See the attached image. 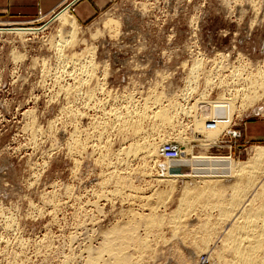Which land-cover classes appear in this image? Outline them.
I'll return each mask as SVG.
<instances>
[{"label":"rangeland","instance_id":"1","mask_svg":"<svg viewBox=\"0 0 264 264\" xmlns=\"http://www.w3.org/2000/svg\"><path fill=\"white\" fill-rule=\"evenodd\" d=\"M77 1L29 19L0 18V27L49 22L37 33H0V264H104L107 252L97 263H90L88 252L96 255L102 234L129 221L130 227L138 225L131 227L137 231L133 241H150L146 249L136 242L126 248L133 264H200L202 255L211 253L216 260L221 254L220 264H230L219 206L237 197L236 191L206 193L195 206L180 200L191 174H218L221 158L246 162L264 146V71L259 72L264 70V0H113L87 22L78 21L77 37L59 52L60 27L53 17ZM107 18L113 21L109 25ZM222 95L228 109L215 115L213 104ZM162 104L173 105L171 127L153 117ZM132 109L155 119L135 117L121 126L118 115ZM232 129L239 135L231 139ZM136 140H147L153 154L142 160L127 153ZM166 144L179 154L166 156ZM263 162L255 164L259 176L246 172L225 185L238 183L250 191ZM164 165L177 169L172 184L157 181ZM189 168L202 171L193 174ZM154 191L153 200L139 197ZM221 200L225 203L215 204ZM262 201L264 196L256 203ZM175 210L171 218L178 224L168 219ZM149 212L165 216L159 233L146 222L139 225V216L148 218ZM201 223L209 228L201 229ZM168 225L178 228L174 232Z\"/></svg>","mask_w":264,"mask_h":264},{"label":"bare ground","instance_id":"2","mask_svg":"<svg viewBox=\"0 0 264 264\" xmlns=\"http://www.w3.org/2000/svg\"><path fill=\"white\" fill-rule=\"evenodd\" d=\"M70 5H67L66 7H64L62 10H60V11H58L55 15H54V17H53V20L54 21H58V24H59V27H60V36H61V39H60V43H58L57 44V49H58V51L59 52H62L63 51V48L65 47V45L71 40V39H74V38H76L77 37V34H78V29H79V27H80V24H79V22H78V20H77V18L70 12ZM112 20L110 19V18H107V20H106V22H105V24H107V25H109L110 23H112L111 22ZM49 25V22H47L46 24H44V25H42V26H25V25H17V26H8V27H0V33H4V32H10V33H16V34H31V33H37V32H39V31H41V30H44L45 28H47V26ZM58 52V53H59ZM73 58H74V56H73ZM75 61V60H74ZM90 65H92V64H90ZM89 66V65H88ZM196 69V68H195ZM264 70H262V69H260L259 70V72L261 73V72H263ZM199 72V71H198ZM264 73V72H263ZM259 75H261V74H259ZM261 76H263V75H261ZM247 78V77H246ZM255 78V77H254ZM264 77H262L261 79H263ZM250 82H252V81H250ZM255 82V81H254ZM256 83V82H255ZM258 83H260V82H258ZM263 83V82H262ZM254 83H251V87H252V90L254 89L253 88V85ZM260 84H258V86H259ZM263 85V84H262ZM261 85V86H262ZM249 86V85H248ZM257 86V85H256ZM260 86V87H261ZM206 87V86H205ZM246 88V87H245ZM250 88V87H249ZM256 88V87H255ZM259 88V87H258ZM257 88V89H258ZM251 89V88H250ZM260 89V88H259ZM242 91V90H241ZM243 91H244V89H243ZM247 93H248V91H247ZM252 93V92H251ZM253 93H256V91H255V89L253 90ZM162 94V93H161ZM244 94H246V93H244ZM250 94V93H249ZM249 94H246V96L248 97V95ZM236 95V94H235ZM243 95V94H242ZM157 96H158V94H157ZM162 96V95H161ZM245 96V98H247ZM250 96H252V95H249V97ZM256 96H257V94H256ZM160 97V96H159ZM159 97H156L155 99L157 100ZM234 97V96H233ZM154 99V100H155ZM166 99V98H165ZM234 99V98H233ZM244 99V98H243ZM254 99V98H253ZM153 100V101H154ZM227 100H228V98L227 97H225L224 95H222L216 102H215V104H213L214 105V110H215V115H217L216 114V112L218 113V112H223V108L225 109V110H227L228 108H227V106H228V104H227V106H225L224 107V102L226 101L227 102ZM230 100H231V98H230ZM152 101V102H153ZM234 100H232V101H230V102H233ZM247 102H249L248 101V99L246 100ZM245 101V102H246ZM145 102H146V100H145ZM154 102H156V101H154ZM159 102L161 103V100H159ZM203 102V101H202ZM225 102V103H226ZM228 103H229V100H228ZM147 104V103H146ZM172 104H173V102H172ZM170 104V105H168L167 104V106H165V105H163L162 104V106H164V107H157L155 110H152V113L155 115V116H153V117H158V119H159V121H161V123L163 124V125H169V127H171L170 125H173V123H174V120H173V115H171V112L172 111H170L171 109H173L172 108V106L173 105H175V104ZM155 105V104H154ZM159 105H161V104H159ZM244 105H245V103H244ZM158 106V105H157ZM176 106V105H175ZM174 106V107H175ZM180 106V105H179ZM231 106H232V104H231ZM149 107V106H148ZM229 107H230V104H229ZM148 109H150V107L148 108ZM152 109V108H151ZM150 109V110H151ZM175 109V108H174ZM193 109V108H192ZM138 110V109H137ZM150 110H149V112H150ZM224 110V111H225ZM230 110V109H229ZM185 111V110H184ZM115 112H117V111H115ZM139 112V111H138ZM138 112H136V109L135 110H131V111H129L128 113H126V115L125 116H121V115H118L117 113H116V116L118 115V118L117 119H119V121H121V126H123L125 123H127L126 121H129L130 119H132V118H135V117H140V116H143V117H146L148 114H147V111H145L144 110V112L142 113V115H140V114H138ZM148 112V113H149ZM226 112V111H225ZM119 113V112H118ZM110 114H112V112L110 113ZM219 114V113H218ZM115 115V114H114ZM223 115V114H222ZM115 116V117H116ZM214 116V115H213ZM152 117V114L150 115V118ZM152 117V118H153ZM148 120H150V118H149V115H148ZM151 118V119H152ZM115 119V118H114ZM145 119V118H144ZM153 119H155V118H153ZM207 119H209V118H207ZM213 119V118H212ZM147 120V119H146ZM138 121H140V118H139V120ZM141 121H142V119H141ZM146 122V121H145ZM156 122V121H155ZM119 123V122H118ZM148 123V122H147ZM157 123V122H156ZM160 123V122H159ZM158 123V124H159ZM160 123V124H161ZM129 124V123H128ZM130 124H132V122L130 123ZM141 124V123H140ZM159 124V125H160ZM156 125V124H155ZM157 126V125H156ZM120 126H118V128H119ZM141 127V126H140ZM143 127V126H142ZM152 127V126H151ZM166 127V126H165ZM126 128V127H125ZM130 128H131V125H130ZM155 128V127H154ZM157 128V127H156ZM162 128V127H161ZM120 129V128H119ZM124 129V128H123ZM134 129V128H133ZM143 129V128H142ZM165 129V128H164ZM121 130V129H120ZM126 130V129H125ZM124 130V131H125ZM131 130V129H130ZM145 130V129H144ZM156 130V129H155ZM158 130V129H157ZM103 131H105V130H103ZM123 131V130H122ZM154 131V130H153ZM127 132V131H126ZM128 132H130V131H128ZM131 132H133V131H131ZM184 132V131H183ZM104 133V132H103ZM103 133H102V135H103ZM106 133V132H105ZM137 133V132H136ZM163 134V133H162ZM182 134V133H181ZM101 135V134H100ZM126 135V134H125ZM135 135V134H134ZM137 135H139L138 133H137ZM170 136V135H169ZM156 137V136H155ZM160 138V137H159ZM136 139V138H135ZM76 140V139H75ZM145 140V139H144ZM105 141V140H104ZM137 141V140H136ZM78 142V141H77ZM133 142V141H132ZM99 143H100V141H99ZM108 143V142H107ZM147 142V140L142 144V143H140V142H134V143H131L130 144V146L128 147V149H127V153H134L133 154V157H135L136 156V158L138 157H142V160H143V158L145 159V158H147L148 156L150 157L152 154H153V150L151 149V145H150V143H148ZM99 145V144H98ZM103 145V144H102ZM105 145V144H104ZM73 146V145H72ZM75 147V146H74ZM100 147V146H99ZM107 147H108V145H107ZM105 148V147H104ZM152 148H154V147H152ZM105 149H107V148H105ZM101 150V149H100ZM103 151V150H102ZM101 152V151H100ZM106 152V151H105ZM119 152V151H118ZM102 153V152H101ZM104 153V152H103ZM120 153V152H119ZM107 154V153H106ZM115 154V153H114ZM118 154V153H117ZM103 154H101V156H102ZM120 155H121V153H120ZM129 155H131V154H129ZM135 155V156H134ZM139 155V156H138ZM105 156V155H104ZM103 156V157H104ZM110 156V155H109ZM108 156V157H109ZM122 156V155H121ZM218 156V155H217ZM226 156V155H225ZM107 157V156H106ZM106 157H104V158H106ZM107 157V158H108ZM120 157V156H119ZM129 157V156H128ZM106 158V159H107ZM116 158V157H115ZM118 158V157H117ZM121 158V157H120ZM152 158V157H151ZM122 159V158H121ZM120 159V160H121ZM125 159H126V157H125ZM130 159V158H129ZM219 159H220V157H219ZM131 160V159H130ZM221 161H223L224 163H223V165H222V169L223 170H221V171H218L221 175H219V173L218 174H212V172L209 174H207V173H205V174H203L202 172V174L203 175H201V176H198V175H190V177L189 178H187V180L185 181V184L183 185V187H182V191H183V193H181V197H182V199L181 198H179V199H181L180 201H181V203H184L185 202V204H186V202L187 201H189V204H190V202H192L193 204V206H195L196 204H197V202H199L198 201V199L199 198H203V196L204 195H206V193L207 194H210V196L211 195H221V194H223V193H225L226 191H228V190H231L232 189V191H236L235 193V195L237 196V197H235V198H233V200H231L228 204H229V206H228V204L226 205H222V206H219L220 208H221V210H222V212H220V213H222V214H220L221 216L223 215V216H225V223H224V227H223V233H221L222 232V229H221V232H220V234L222 235V236H224L225 238H223L222 236H220V237H222L223 239H225V241H226V239L227 240H230L229 242V244H227L226 242V244L228 245V246H230V251H229V253H231V257H232V259L231 258H229L228 259V263H230V264H264V201H262L261 203H256L258 200H259V198H262L263 196H264V170H263V173L261 174V176H260V178H258V180L256 179V177H255V179L257 180H255V179H253V181L255 180V182H253L252 180V182L251 183H253V185H251V189H250V191H247V189H245V188H241L240 187V185L237 183L236 185H233V184H230V185H225L226 183H224V182H229V180L231 179V178H233V177H237V176H243V174H247V173H249L248 175L252 178H254V174L255 173H257V175H258V172H256L257 170V168L258 167H256V163H261L262 161H264V146L263 145H259V146H257L256 148H255V152H254V154H253V156L251 157V159L249 160V161H246V162H242V163H236V162H234V161H231L229 158H227V157H223V158H221L220 159ZM118 161V160H117ZM116 161V162H117ZM122 161V160H121ZM144 162V161H143ZM174 162V161H173ZM120 163H122V162H120ZM119 163V164H120ZM124 163V162H123ZM251 163V164H250ZM264 163V162H263ZM110 164V163H109ZM115 164V163H114ZM170 164V163H169ZM163 165V164H162ZM258 165H260V164H258ZM169 165H164V168L165 169H163V174H162V176L159 178V180L157 179V181H158V183L159 184H162V183H165V184H172V183H174L175 181H174V179L176 178V172H177V169H176V167H174L175 168V170L174 169H171L170 167H168ZM261 166V165H260ZM264 165L262 164V167H263ZM201 167V166H200ZM112 169H113V167H111ZM115 168H116V166H115ZM145 168V167H144ZM180 168V167H179ZM221 168H219V169H221ZM112 169H109V173H110V171H112ZM171 169V170H170ZM191 171H193L192 173L194 174V172L196 171H202V170H200V169H193L192 170V168H189ZM250 169V170H249ZM117 170V169H116ZM254 170H256V171H254ZM114 171H115V169H114ZM189 171V170H188ZM249 171V172H248ZM118 172V171H117ZM117 172H114L115 174H116V177L118 176V173ZM209 172V171H208ZM247 172V173H246ZM262 172V171H261ZM113 173V171L111 172V174ZM113 173V174H114ZM176 173V174H175ZM115 174H114V177H115ZM195 174H198V173H195ZM120 175V174H119ZM256 175V176H257ZM246 176V175H245ZM244 176V177H245ZM259 176V175H258ZM121 177H123L122 175L120 176V178ZM125 177V176H124ZM111 178V177H110ZM126 178H129L128 176L126 177ZM114 179V178H113ZM241 179H242V177H241ZM244 179V178H243ZM123 180L124 179H122L121 180V183H123ZM127 180V179H126ZM105 181H108V180H105ZM125 181V180H124ZM115 182V181H114ZM126 182H128V181H126ZM151 182V181H150ZM233 182V181H232ZM240 182V181H239ZM247 182V181H246ZM230 183V182H229ZM127 184H129V182L127 183ZM164 184V185H165ZM106 185L107 184H105L104 185V187H106ZM112 185V184H111ZM116 185V184H115ZM123 185V184H122ZM122 185L120 186V187H122ZM239 185V186H238ZM242 185V184H241ZM103 186V185H102ZM129 186V185H128ZM132 186V185H131ZM159 186V185H158ZM166 186V185H165ZM170 186V185H169ZM171 186H173V185H171ZM170 186V187H171ZM243 186V185H242ZM130 187V186H129ZM248 187V186H247ZM118 188V187H117ZM122 188H124V187H122ZM135 188V187H134ZM133 188V189H134ZM114 189V188H113ZM112 189V190H113ZM120 190H121V188H119ZM123 190H125V189H123ZM122 190V191H123ZM130 190H131V187H130ZM136 190H137V188H136ZM139 190V189H138ZM169 190V189H168ZM249 190V189H248ZM114 191H117V190H114ZM132 191V190H131ZM134 191H135V189H134ZM160 191H162V190H160ZM167 191V190H166ZM238 191H241V194L240 193H238ZM113 192V191H112ZM117 192H119V191H117ZM125 192V191H124ZM124 192H122V194L124 193ZM128 192V191H127ZM137 192V191H136ZM165 192V191H164ZM116 193V192H115ZM129 193V192H128ZM135 193V192H134ZM139 193V192H138ZM140 193H141V191H140ZM139 193V194H140ZM160 193V192H159ZM231 193V192H230ZM234 193V192H233ZM132 194V193H131ZM131 194H130V196H131ZM161 194V193H160ZM164 194V193H163ZM166 194V193H165ZM182 194H183V196H182ZM187 194V195H186ZM114 195V194H113ZM120 195V194H119ZM133 195V194H132ZM142 195H143V193H142ZM139 196L140 197V199H142V198H144L145 200L146 199H152L154 196L155 197H157V192H153V193H151L150 195H147V196ZM169 195V194H168ZM188 195H189V197H188ZM218 195V196H219ZM234 195V196H235ZM128 197H130L129 196V194L127 195ZM134 197H136L137 196V199L139 198L138 197V195H133ZM167 196V195H166ZM234 196H232V197H234ZM161 197V196H160ZM188 197V198H187ZM221 197V196H220ZM219 197V198H220ZM102 198V197H101ZM131 198H133V197H131ZM219 198H217L216 200L218 201L219 200ZM225 198V197H224ZM159 200V198H155V200ZM187 199V200H186ZM130 200H132V199H130ZM153 200V199H152ZM215 200V201H216ZM224 201H225V199H223ZM184 201V202H183ZM195 201H196V204L194 205V203H195ZM204 201V199L202 200V202ZM207 202H206V204L208 205V203L210 202H208V200H206ZM215 201H211V203L213 202V204H214V202ZM224 201H222L221 200V202L219 201V202H216L215 204H217V203H225ZM156 203L158 204V202L156 201ZM204 203V202H203ZM202 203V204H203ZM148 204V203H147ZM185 204H183V205H185ZM199 204V203H198ZM220 204V205H221ZM182 205V206H183ZM187 205V204H186ZM204 205V204H203ZM155 206V205H154ZM206 206V205H205ZM179 207H181L180 206V203H179ZM179 207L177 208V209H179ZM184 207H186V206H184ZM184 207H182V209L184 208ZM188 207H189V205H188ZM204 207V206H203ZM209 208L210 207H212L213 208V206H208ZM216 207V206H215ZM152 208H154V207H152ZM152 208L150 209V210H152ZM157 208V207H156ZM189 208H192V206L191 207H189ZM176 209V210H177ZM181 209V210H182ZM203 209V208H202ZM206 209V208H205ZM208 209V208H207ZM158 209H156V211H157ZM176 210L175 211H173L172 212V215L170 216V217H168L167 215V217H168V219L169 218H171L173 215H176ZM180 210V211H181ZM184 210V209H183ZM182 210V211H183ZM188 210H190V209H188ZM214 210V209H213ZM154 211H155V209H154ZM179 210H177V212H178ZM187 213V210H186V208H185V210L183 211V213ZM150 213V214H149ZM148 214H149V216L150 217H148V218H144V219H142V216H139V214L138 215H136V214H133L134 216H139L140 217V219L137 217V219H139V225H140V221H143V222H146V224L148 225V226H146V227H149L148 229H151L150 228V226H152V228H154L155 230L157 229V231L156 232H154V233H159L160 232V230L158 229L159 227H157V225H159L160 227L162 226V225H164V224H162L163 222H162V220L163 219H165L163 216H162V214L160 215H156V216H154V215H152V213L151 212H149ZM157 213H159V212H157ZM182 212H178V214H180V215H182L181 214ZM190 213V212H189ZM154 214V213H153ZM177 214V215H178ZM141 215V214H140ZM143 215V214H142ZM179 215V217H181L182 218V216H180ZM190 215V214H189ZM219 215V214H218ZM134 216L132 217V218H134ZM148 215L146 214V217H147ZM159 216L161 217V218H159ZM184 216V215H183ZM188 216V215H187ZM213 216V215H212ZM221 216H219V217H221ZM136 217L134 218V220L136 219ZM166 217V218H167ZM174 217H176V216H174ZM185 217H186V214H185ZM209 217V216H208ZM211 217V216H210ZM131 218V217H130ZM213 218V217H212ZM171 219H174V220H172V221H175L176 222V218H171ZM210 220L211 218H206V221L207 220ZM243 219V221H241ZM4 220V219H3ZM181 220V219H180ZM180 220H179V223H183L182 221L183 220H185V219H183L181 222H180ZM204 220H205V218H204ZM133 221V220H132ZM169 221H171L170 219H169ZM178 221V220H177ZM205 221V222H206ZM213 221V220H212ZM134 222V221H133ZM137 222V221H136ZM135 222V223H136ZM142 222V224H144ZM202 222H204V221H202ZM222 221H220V222H218L217 224L219 225L220 223H221ZM119 223V222H118ZM123 223L125 224V223H127V222H125V221H123ZM123 223H120V224H123ZM132 223V222H131ZM130 221H129V223L128 224H126L127 226H129V227H127V226H123V227H112V229L111 230H108V229H106V230H108V231H106L105 232V230H104V232H105V235H104V233L102 234L103 236H104V238H103V240H102V248L100 247V251H98L97 252V254L96 255H93V254H91L90 253V251L88 252L89 253V255H88V257H89V260H90V263H97L98 261H100V259L102 258V255H103V253H105V252H107L108 253V255H109V260L107 259V260H104V264H133V260L134 259H132V255L130 254H128V253H126V251H127V249L126 248H128L129 247V245H136L137 244V246H139V247H142V249L143 248H147V247H149L150 245H149V243H150V241H147V240H149L148 239V237H146V241H143L142 240V238L140 239V240H142V241H140V242H136V241H133V239H135L134 238V233L136 234V232H133V230L131 229V227H132V225H131V227H130ZM167 223H168V221H167ZM166 223V224H167ZM170 223V225L173 223V222H169ZM177 223V222H176ZM185 223V222H184ZM211 223V222H210ZM214 223V222H213ZM116 224V223H115ZM120 224H118V225H120ZM134 224V223H133ZM162 224V225H161ZM175 224V223H174ZM178 224V223H177ZM177 224H175V225H177ZM203 223H201V229H203L204 227L205 228H207L208 226H209V223H207L208 225L207 226H204V224L202 225ZM221 224H223V223H221ZM117 225V224H116ZM115 225V226H116ZM136 225H137V223H136ZM136 225H134L135 226V228H133V229H137V226ZM181 225V224H180ZM179 225V226H180ZM206 225V224H205ZM121 226V225H120ZM153 226H156V227H153ZM169 226V225H168ZM173 227H174V225H172ZM171 226V227H172ZM182 226H184V225H182ZM212 226V225H211ZM170 227V226H169ZM170 227V228H171ZM172 227V228H173ZM176 227V226H175ZM175 227L172 229V230H174V232H175ZM203 227V228H202ZM141 228V227H140ZM176 228H178V227H176ZM180 228V227H179ZM209 228V227H208ZM220 228V227H219ZM154 229L152 230V231H154ZM160 229H162V228H160ZM184 229H186L185 227H184ZM190 229V228H189ZM197 229H199V227L197 228ZM138 230V229H137ZM179 230V229H178ZM148 231V230H147ZM146 231V233H148ZM150 231V230H149ZM176 231H177V229H176ZM194 231V230H193ZM205 231H206V229H205ZM209 231V230H208ZM214 231V230H213ZM240 232H242V234L240 233ZM152 232H150V234H151ZM165 233V232H164ZM191 234H192V232H190ZM207 233V232H206ZM177 233H175V235H176ZM194 234V233H193ZM197 234V233H196ZM213 234V233H212ZM148 235H149V233H148ZM147 234H146V236H148ZM157 234H155V236H156ZM161 235V234H160ZM163 235V234H162ZM144 236V235H143ZM188 236V235H187ZM139 237V236H138ZM207 237V236H206ZM209 237V236H208ZM144 238V237H143ZM210 238V237H209ZM191 239V238H190ZM219 239H221V238H219ZM136 240H137V238H136ZM186 240V239H185ZM138 241V240H137ZM154 241V240H153ZM133 242V243H132ZM135 242H136V244H135ZM210 242V241H209ZM152 243V242H151ZM202 243V242H201ZM205 244H206V242H205ZM203 246H204V244H202ZM223 245V244H222ZM198 246V245H197ZM196 246V247H197ZM225 246V245H224ZM89 247V246H88ZM136 247V246H135ZM200 247H201V245H200ZM200 247H198V248H200ZM207 247H208V243H207ZM145 248V249H146ZM90 249V248H89ZM129 249H130V247H129ZM132 249H134L133 247H132ZM137 249V248H136ZM136 249H134V250H136ZM139 249H141V248H138V250ZM205 248H202V250H204ZM226 249H228V248H226ZM208 250V249H207ZM222 250V249H221ZM144 250H142V252H143ZM199 251V250H198ZM197 251V252H198ZM211 251V250H210ZM139 252H140V250H139ZM152 252H153V250H152ZM213 252V251H212ZM217 252V251H216ZM107 253H105V254H107ZM196 253V252H195ZM208 253H210V252H208ZM214 253V252H213ZM138 254V253H137ZM140 254V253H139ZM144 254V253H143ZM143 254H142V257H143ZM206 254V253H205ZM217 254H220V250H219V253H217ZM216 255V254H215ZM134 256V255H133ZM141 255H139V257H140ZM203 256V258H202V261H201V263L203 262V261H207L208 262V264H220V260L221 259H223V258H219V256L221 257V254L218 256V259L216 260L215 258H214V256H213V254L211 253V254H208V255H202ZM135 257V256H134ZM133 257V258H134ZM216 257H217V255H216ZM224 257V256H223ZM136 258V257H135ZM141 258V257H140ZM139 260V258H136V260ZM220 259V260H219ZM226 259V258H225ZM224 259V260H225ZM136 260H135V262H136ZM141 260V259H140ZM222 261V260H221ZM226 261V260H225ZM141 262V261H140ZM140 262H138V264L140 263ZM200 263V264H201ZM224 263V262H223ZM134 264H137V263H134ZM222 264V263H221Z\"/></svg>","mask_w":264,"mask_h":264},{"label":"crops","instance_id":"3","mask_svg":"<svg viewBox=\"0 0 264 264\" xmlns=\"http://www.w3.org/2000/svg\"><path fill=\"white\" fill-rule=\"evenodd\" d=\"M113 0H79L71 6V13L81 23L91 19ZM67 0H0V18L29 19L52 13Z\"/></svg>","mask_w":264,"mask_h":264},{"label":"built area","instance_id":"4","mask_svg":"<svg viewBox=\"0 0 264 264\" xmlns=\"http://www.w3.org/2000/svg\"><path fill=\"white\" fill-rule=\"evenodd\" d=\"M232 130H234V129H232ZM229 134H230L231 139L235 138V137H237L239 135L237 130L229 132ZM163 152H164V154L166 156H169V157H176L179 154V151H178L177 147L172 146L170 144H166L164 146ZM201 264H208V262L207 261H203Z\"/></svg>","mask_w":264,"mask_h":264}]
</instances>
